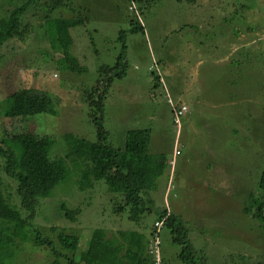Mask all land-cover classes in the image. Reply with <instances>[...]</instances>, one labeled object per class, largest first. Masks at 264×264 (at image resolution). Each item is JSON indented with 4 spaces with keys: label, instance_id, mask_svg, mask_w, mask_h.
Listing matches in <instances>:
<instances>
[{
    "label": "rangeland",
    "instance_id": "rangeland-1",
    "mask_svg": "<svg viewBox=\"0 0 264 264\" xmlns=\"http://www.w3.org/2000/svg\"><path fill=\"white\" fill-rule=\"evenodd\" d=\"M50 1L36 0L26 11L24 39L0 47V132L53 134L58 155L67 150L66 133L96 140L86 92L97 83L102 65L117 62L120 34L127 30V75L115 79L106 98L109 141L123 149L130 129L151 128L150 152L165 154L168 164L151 186L145 161L129 160L136 181L154 199L153 212L139 222L116 210L123 198L108 190L105 177L80 190L79 167L72 166L40 206L42 233L57 240L61 229L52 227L58 226L80 235L83 253L77 264H99L111 250L106 238L125 243L119 230L142 233L146 247L154 245L153 225L168 208L184 218L209 264H264V227L244 211L249 195L260 192L264 168V0H63L55 9ZM0 3V13L13 6L10 0ZM79 16L84 21L71 29V53L85 70L72 72L47 30L51 22L63 26ZM135 21L143 31H131ZM29 86L52 96L56 114L4 117L7 96ZM170 100L188 106L180 124ZM97 168L106 172L103 162ZM0 176L16 204L17 184L4 173L1 159ZM62 204L79 207V220L61 216ZM160 240L163 264H184L167 227ZM119 250L117 257L126 260L125 250ZM52 259L49 250L24 242L3 264H50Z\"/></svg>",
    "mask_w": 264,
    "mask_h": 264
},
{
    "label": "trees",
    "instance_id": "trees-1",
    "mask_svg": "<svg viewBox=\"0 0 264 264\" xmlns=\"http://www.w3.org/2000/svg\"><path fill=\"white\" fill-rule=\"evenodd\" d=\"M138 1L155 3L158 0ZM50 2L52 9L64 4L63 0ZM11 3L13 5L11 9L3 8L4 13H0V47L8 40L25 38L28 27L23 25V16L30 6L37 4L36 0H10ZM83 21L84 17L79 16V18L68 19L67 24L63 26L51 22L50 30H47L52 46L63 53V58L66 60L65 66L72 72L85 70L80 65L79 59L71 53L74 44L71 29L82 25ZM132 24V32L144 30L142 24L138 25L136 21ZM126 39L127 30H122L120 34L122 51L117 62L114 65H102L97 83L86 92L88 115L96 128V140H88L73 133H66L64 137L67 141V150L64 155H58L53 151L57 143V138L53 134L40 133L37 130L13 134L9 131L0 132V159L3 161V171L17 184V196H15L17 203L15 204L10 199L11 196L7 195L4 180L0 176V264L13 255L16 247L24 242H30L33 246H42L45 250H49L54 258L50 264H63L65 260L67 264L80 262L83 253L80 251V235L68 233L64 228L53 226V231L61 229L57 236L58 239L54 240L45 236L37 224V216L40 214L43 200L50 198L55 189L69 177L72 166L74 169L79 167L80 173L78 180L76 179V185L80 190L93 187L95 179L100 176L105 177L108 190L123 198V202L117 204L116 210L128 211L132 221L139 222L146 214L153 212L154 199L150 196L149 190L140 187L136 181L129 161L131 158L141 157L150 172L151 186L156 185L155 181L164 173L168 161L165 154L150 152L152 129H130L127 133L125 147L121 149L114 147L109 141L110 132L105 125L107 94L115 79L127 75L129 67V60L126 56ZM154 80L156 82L154 86H157L159 77L156 76ZM4 103V117L13 120H22L24 117L44 112L51 114L57 112L52 96L47 91L31 86L13 91ZM170 103L173 106L175 122L180 124L186 112L179 116V121L176 119L177 113L185 104L176 105L172 100ZM179 152L177 150V153ZM101 162L104 163L106 172H116V175L100 171L97 166ZM259 189V193L252 192L249 195V203L244 211L257 218L264 227V168L259 180ZM60 210L61 216L70 222L79 220L78 214L81 211L79 207L72 209L62 204ZM158 222H162L161 226ZM163 227L169 229L172 241L180 245L179 258L184 264H209L207 257L199 255L200 250L190 238V230L184 218L168 208L160 212L153 225L152 235L156 236L154 245L146 247L142 233L135 231L127 233L126 230H119L118 234L125 238V243L119 244L125 248L116 244L113 238L108 237L105 239L106 245L111 249L108 260L97 262L99 264H156L160 257L163 264L164 258L160 250V232ZM119 247L125 250L126 260L117 257ZM85 264L92 263L86 261Z\"/></svg>",
    "mask_w": 264,
    "mask_h": 264
},
{
    "label": "built area",
    "instance_id": "built-area-1",
    "mask_svg": "<svg viewBox=\"0 0 264 264\" xmlns=\"http://www.w3.org/2000/svg\"><path fill=\"white\" fill-rule=\"evenodd\" d=\"M188 109V107L186 105H183L182 106V109L178 111L177 113V121H179V116L182 114V113H185L186 110ZM172 163L174 164V161H172ZM162 222H158V225L161 226ZM158 252V250H157ZM156 264H162V260L160 259V257H158L157 261H156Z\"/></svg>",
    "mask_w": 264,
    "mask_h": 264
}]
</instances>
